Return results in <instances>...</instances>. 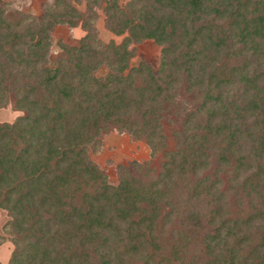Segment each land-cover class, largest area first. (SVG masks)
<instances>
[{"label":"trees","instance_id":"obj_1","mask_svg":"<svg viewBox=\"0 0 264 264\" xmlns=\"http://www.w3.org/2000/svg\"><path fill=\"white\" fill-rule=\"evenodd\" d=\"M101 1L123 42L89 28L53 63L73 0H0V108L22 113L0 122V264H264V0ZM144 40L156 69L131 66ZM114 130L151 150L116 185L90 157Z\"/></svg>","mask_w":264,"mask_h":264},{"label":"rangeland","instance_id":"obj_2","mask_svg":"<svg viewBox=\"0 0 264 264\" xmlns=\"http://www.w3.org/2000/svg\"><path fill=\"white\" fill-rule=\"evenodd\" d=\"M22 11L40 15L43 4L50 0H7ZM131 0H118L122 6ZM74 6L79 9L83 18L74 27L68 25H57L52 33L51 60L58 63L64 58V50L70 46H76L86 35L90 28L96 33L99 40L104 43L111 41L116 44L123 42L126 34L118 36L111 32L106 26L105 2L101 0H73ZM88 25V27H87ZM133 50L131 66L146 63L157 68L161 59V47L153 40H144L130 46ZM108 67H102L97 77L103 78L108 73ZM180 101V98H178ZM22 113L16 111L11 104L0 108V122H13ZM90 157L101 170L108 176L111 184H118V166L128 165L132 161L146 162L151 160V150L147 144L133 140L129 134L111 131L102 136V144L98 152H91ZM10 219L6 210L0 209V255L1 259L11 254L13 245L9 235L4 231V225Z\"/></svg>","mask_w":264,"mask_h":264},{"label":"crops","instance_id":"obj_3","mask_svg":"<svg viewBox=\"0 0 264 264\" xmlns=\"http://www.w3.org/2000/svg\"><path fill=\"white\" fill-rule=\"evenodd\" d=\"M9 257H10V255L7 258L5 256V257H3L4 259H1V255H0V262L6 263L9 260Z\"/></svg>","mask_w":264,"mask_h":264}]
</instances>
